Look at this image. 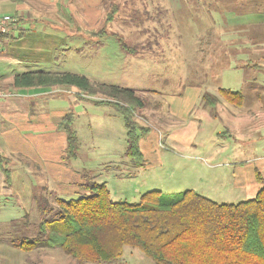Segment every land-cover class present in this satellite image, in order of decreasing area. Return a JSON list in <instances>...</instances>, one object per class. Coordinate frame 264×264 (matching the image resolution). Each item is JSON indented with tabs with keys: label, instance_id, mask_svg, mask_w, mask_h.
Segmentation results:
<instances>
[{
	"label": "rangeland",
	"instance_id": "rangeland-1",
	"mask_svg": "<svg viewBox=\"0 0 264 264\" xmlns=\"http://www.w3.org/2000/svg\"><path fill=\"white\" fill-rule=\"evenodd\" d=\"M34 2L41 11L45 8L44 14L64 26L53 37L46 26L31 23L32 27L25 32L27 35L21 36L23 42L17 44L21 48L12 49L28 61L21 64L2 61L0 70L6 73L25 70L73 72L133 89L145 104L138 108L137 119L150 125L152 131L141 138L147 161L145 167L138 169L126 153V140L120 131L125 130L122 117L111 105L97 106L90 100L103 99V96L79 97L76 86L47 87L57 89V93L49 95H56L60 99L58 104L65 98L69 104L66 106L74 113L73 128L80 139L79 154L76 159L64 158L67 153L65 133L62 132L64 136L61 130L54 133L52 124L59 110L49 109L47 134H42L41 138L31 135V142L26 143L25 148L37 158L41 156V164L38 160L30 163L46 172L45 180L51 181L54 187L32 186L36 178L24 174L20 160L13 159L10 163L13 196L4 201L0 198V264H81L58 247L23 251L12 243L17 238L36 236L39 231L41 214L33 195L44 193L63 197L66 193L57 190L68 188L74 181L79 183V188L88 180L105 182L113 200L129 203L140 202L141 196L151 190L177 193L193 189L219 203H238L252 198L234 192L228 183L229 175H223L224 184L219 186L217 180L221 170L213 165L217 161L194 156L179 144L195 137L196 144L201 139L215 147L219 143L215 137L214 140L209 137L217 123L199 121L204 111H212L204 106L202 93L206 90L217 92L220 86L217 80H207L202 69L206 59L215 62L216 57L232 56L233 49L218 48V42L229 40L222 31L225 20L235 14V6L230 7L228 0ZM114 8V18L107 22ZM11 15L16 18L15 25L18 24L19 16ZM101 28L119 33L135 47L134 51L123 50L114 36L100 38L90 33ZM62 38L64 41L59 43ZM49 39L59 43L51 55L54 46ZM35 58L39 61L34 63ZM183 115L186 121L181 120ZM159 133L164 144L171 147H160ZM169 138L177 143L170 142ZM198 148L200 154L199 145ZM38 181L41 182L40 178ZM3 195L0 193V197ZM84 264L156 263L139 248L125 246L123 255L114 261Z\"/></svg>",
	"mask_w": 264,
	"mask_h": 264
},
{
	"label": "trees",
	"instance_id": "trees-1",
	"mask_svg": "<svg viewBox=\"0 0 264 264\" xmlns=\"http://www.w3.org/2000/svg\"><path fill=\"white\" fill-rule=\"evenodd\" d=\"M115 12L114 8L108 14L107 22ZM90 33L100 38L114 36L126 52L135 49L117 32L101 28ZM13 84L76 86L84 98L103 96L90 100L97 106L111 105L122 117L127 129L126 153L136 168L145 167L140 142L152 127L137 119L138 108L145 104L133 89L84 74L44 70L18 73ZM219 96L235 105L244 101L241 91L230 88H219L217 94L205 91L202 100L215 109ZM73 123L74 113L69 109L58 128L66 134V156L76 159L80 139ZM10 160L0 151V170L8 185L12 184ZM80 189L68 197L35 193L41 214L39 231L36 236L12 240L13 245L23 251L58 247L81 264L114 261L123 255L125 246L139 248L156 264H264V185L253 198L238 203H219L193 189L177 193L151 190L138 203L115 201L106 183L95 180L81 183Z\"/></svg>",
	"mask_w": 264,
	"mask_h": 264
},
{
	"label": "crops",
	"instance_id": "crops-1",
	"mask_svg": "<svg viewBox=\"0 0 264 264\" xmlns=\"http://www.w3.org/2000/svg\"><path fill=\"white\" fill-rule=\"evenodd\" d=\"M46 1L50 2V0ZM228 1L230 7L231 5L235 6V14L225 20V28L222 32L229 40L219 41L218 48L233 49L232 56L229 58L216 57L215 62H212L214 59H206L202 71L207 76V80L214 79L220 84L217 92L206 91L217 94L219 88H230L241 91L244 101L241 105H235L219 96L215 109L209 106L212 111H204V114L199 117L201 123L203 121H207L211 125L217 123L215 130L209 134L212 140L214 137L218 140L219 143L216 144V147L212 144L208 145L209 141L206 139H201L199 144H196V137L192 141L183 140L179 144L194 156L217 161L213 165L220 167L221 170L217 180L219 186L224 184L223 175H229L228 183L231 188L235 189L234 192H242L253 198L264 185V0H234L235 3H230L232 0ZM44 12L45 8L41 11L36 7L34 0H0V14L11 13L19 16V23L12 27L11 33L6 37L0 36V62L21 64L28 61L22 57L23 54L12 52L13 47L21 48L17 44L23 42L22 37L15 40L10 39H13L11 35L16 36L23 31L26 36L25 32L30 29L31 23L46 26L53 37L57 30L63 28V24L60 25V22L51 19V16ZM63 41L62 38L59 43ZM59 43L52 42L54 47L50 50V55L54 49L59 47V45L57 46ZM37 51L40 52V50ZM38 59H41V56H38ZM38 61L36 58L33 59L34 63ZM18 73L22 72L6 73V71L0 70V89L8 92V95L0 96V151L10 156L11 162L13 159L20 160L22 165L20 166L22 169H20L24 174L33 175L36 178V185L31 183L32 186L54 187L51 181L45 180L46 172L30 163V161L38 160L41 164V156L37 158V156L28 153L25 147L26 143L31 142V135L41 138L42 134L44 136L47 134L48 115L46 113L49 109L59 110L52 121L55 127V132H53L57 134L61 130L58 128V123L70 107L68 109L66 106L69 104L65 98H61L60 103L65 102V105L61 106L60 103L58 104L60 99L56 95H49V93H57V89L50 90L41 86H15L13 79ZM77 94L79 95L78 92ZM204 106L208 105L204 104ZM116 114L118 113L116 112ZM153 115L155 114L153 113ZM183 117L184 115L181 120L186 121L187 119L184 120ZM153 118L155 120V116ZM25 121L27 123H24ZM120 131H123L126 140V127L125 130ZM62 132L64 131L61 130L60 134L64 136ZM160 137L161 133L158 138L160 147L165 149L171 147L166 146ZM169 141L177 143L171 138ZM147 142L149 143V141ZM140 144L143 151L142 141ZM198 145L200 154L197 153ZM144 155L147 161L146 154L144 153ZM64 158H66V154ZM39 178L40 183H38ZM78 184L76 181L71 182L68 188L63 187L57 192L66 193L65 196L75 195L80 192ZM12 185L13 181L11 185L6 183L5 176L0 170V193L4 194L0 198H3V201L13 196Z\"/></svg>",
	"mask_w": 264,
	"mask_h": 264
},
{
	"label": "built area",
	"instance_id": "built-area-1",
	"mask_svg": "<svg viewBox=\"0 0 264 264\" xmlns=\"http://www.w3.org/2000/svg\"><path fill=\"white\" fill-rule=\"evenodd\" d=\"M16 18L11 14H0V34H10ZM8 95L7 91L0 89V96Z\"/></svg>",
	"mask_w": 264,
	"mask_h": 264
}]
</instances>
